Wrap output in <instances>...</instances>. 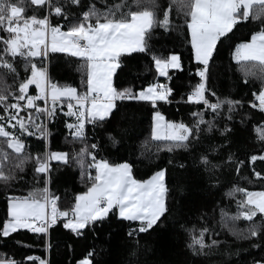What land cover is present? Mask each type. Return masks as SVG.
<instances>
[{"label": "trees", "instance_id": "obj_1", "mask_svg": "<svg viewBox=\"0 0 264 264\" xmlns=\"http://www.w3.org/2000/svg\"><path fill=\"white\" fill-rule=\"evenodd\" d=\"M115 2L82 0L80 7H69L65 2L67 20L49 15L48 10L36 9L26 0L24 7L26 15H49L52 26L67 31L82 19V13L90 4L96 3L103 12ZM156 2L159 5L157 16L162 18V9L171 0ZM143 7H151L150 0H144ZM260 7L254 5L253 13H258ZM133 10L140 9L133 5ZM187 19L178 5L174 6L169 31L157 27L149 41L150 50L122 57L121 67L113 78L114 87L131 88L134 92L153 84H167L173 90L168 102L157 101L153 107L151 101L117 100L110 118L97 124L85 122L83 140L71 137L67 125L73 118L65 115L68 108L63 101L57 102L52 117L34 113V118L38 117L36 123L46 127L47 137L40 139L36 129H32L35 135L22 136L25 154L28 157L69 154L66 164L49 161L51 168L47 174L37 173L32 159L25 160L22 171L15 168V154L0 138V147L12 157L0 170L13 177L7 182L0 180V224L8 218L10 198L42 193L45 187L50 196L59 198V211L74 207L76 196L91 186V181L82 175L88 172L95 175V169L88 167L92 161L86 154L81 167L79 154L84 148L93 152L96 160H105L110 165L127 163L133 178L141 182L165 170L168 188L165 214L153 228L139 232L140 222L119 219L112 211L105 220L83 229L81 235L64 228V218H58L47 236L28 230H19L8 237L0 235V259L14 260L17 264H37L41 260H46L47 264H76L84 259L90 264H264V215H257L253 221L232 219L243 211L239 204L246 199L245 193L237 189L264 192V160L257 159L254 163L251 160L252 156L264 155V140L260 138L264 111L259 109L254 95L263 88L264 69L257 62L235 60L237 46L249 42L264 29V18L250 17L247 22L237 24L213 52L204 81L205 97L212 103L218 99L240 102L233 111L229 112L225 104L218 113L203 104L187 102L188 96L202 82L197 72L204 67L194 60ZM0 35L7 36L6 33ZM171 54L179 55L181 68L169 69V80L158 76L152 56L167 58ZM12 62L17 74L0 69L3 77L0 94L17 93L19 83L30 75L28 61L18 57ZM31 63L46 69L49 80L58 87H74L80 93L86 90L83 58L49 52L46 59L32 58ZM35 88V85L30 86L28 94L38 95L39 90ZM8 103L15 100L10 96ZM35 104L41 108L46 106L44 100H37ZM253 104L257 107H252ZM47 107L51 108V102H47ZM157 111L167 122L193 128L197 117L192 113L201 112L212 126L200 124L187 147L168 151L166 145L171 142L155 141L151 137L152 119ZM29 112L34 110L27 109L21 115L26 117ZM8 130L19 135L18 129ZM92 144L97 147L92 149ZM205 157L207 164L203 163ZM257 172L262 178L256 177ZM252 227L258 230V236L250 235ZM204 229H207L203 238L205 246L201 248L193 240L198 239ZM129 232L134 234L129 236Z\"/></svg>", "mask_w": 264, "mask_h": 264}, {"label": "snow or ice", "instance_id": "obj_2", "mask_svg": "<svg viewBox=\"0 0 264 264\" xmlns=\"http://www.w3.org/2000/svg\"><path fill=\"white\" fill-rule=\"evenodd\" d=\"M26 2L36 9L48 10L49 15L67 20L64 3L66 2L69 7H80L82 0H26ZM143 3L144 0L131 2L116 0L115 3L106 6L103 12L97 8L96 3H92L82 13V19L72 24L67 31H62L60 26L51 25L49 15L42 17L35 14L26 15L25 0L18 2L0 0V33L7 34L0 35V44L3 45L0 48V69L17 74V68L12 61L18 57L30 64V75L19 83L17 93L0 94V138H3L2 143L7 149L15 154V168L22 171L25 160L32 159L36 165L35 171L47 174L51 168L49 161L68 163V153L28 157L22 139L24 135H35L32 129L40 133V139H46V127L36 123L38 117L34 118V113L54 116L57 102H62V98L69 101L65 115L76 118V123L67 125L71 137L76 140L84 139L85 122L97 124L110 118L117 100L151 101L153 107L157 101L168 102L173 90L167 84H153L147 89L134 92L131 88L117 89L114 87L113 78L121 67L122 57L150 50L149 41L157 27L165 32L169 31L173 8L176 5L188 18L186 23L195 60L204 66L197 72L202 82L194 88L187 102L203 104L213 113H218L225 104L229 106L231 112L240 103L219 99L212 103L205 97L204 81L207 68L218 42L232 32L237 24L247 22L250 17L264 18L262 17L264 0H171L168 6L162 9V18L157 16L156 9L159 5L156 0H150L151 7L141 8ZM133 5L140 10H133ZM254 5L261 6L258 13H253ZM49 52H65L84 59L86 90L83 93L70 86L58 87L49 80L46 69L38 68L35 63H31L32 58L46 59ZM235 59L237 62H257L264 69V29L252 36L251 43L237 46ZM152 60L158 75L169 80L171 77L168 70L181 68L180 57L177 54H171L167 58L153 55ZM25 71H29V68L26 67ZM2 78L0 75V79ZM32 85L39 90L36 96L28 94ZM254 95L259 102V109L264 111V89ZM10 96L15 103H8ZM49 99L51 108L47 107ZM37 100H44L46 106L39 107L35 104ZM71 101H75V104ZM252 107L257 105L253 104ZM27 109H33L34 112H29L26 117L22 116L21 113ZM192 115L197 117L194 128L183 123H162L164 117L159 111L155 112L152 139L171 142L166 145L168 151L177 147H187L189 138L194 135V130H199L200 124L209 123V128L212 126L210 122L204 120L203 113L194 112ZM8 129H18L19 135ZM260 138L264 140V129L260 130ZM96 147L95 144L91 145L92 149ZM85 154L92 161L88 167L95 169V175L93 176L91 172L82 175V178L91 181V186L87 192L76 196L74 207L68 211H59L57 208L59 198L50 196L47 187L42 193H32L29 197L10 198L8 218L0 224V235L8 237L21 229L46 233L50 226L57 223L58 218H64V228L81 235L83 229L105 220L114 209H118L119 219L139 221L141 224L139 232H147L153 228L167 211L168 188L165 170H160L150 179L141 182L133 178L128 164L113 166L105 160H96L95 154L88 148L82 149L79 154L81 167L84 166ZM11 159L10 153L0 147V168ZM257 159L264 160V155L251 157L253 163ZM203 163H208L206 157L203 158ZM255 175L262 178L258 172ZM12 178L10 173L6 174L0 170V180L7 182ZM237 191L245 193L246 199L239 204L243 211L232 219L243 218L253 221L258 213L264 215V192H248L245 189ZM206 231L207 229L201 231L199 238L193 240V243L199 244L201 248L205 246L203 238ZM249 233L252 237L260 234L255 227L250 228ZM133 234L129 232V236ZM0 264L17 262L0 259ZM82 264H90V261L85 260Z\"/></svg>", "mask_w": 264, "mask_h": 264}, {"label": "crops", "instance_id": "obj_3", "mask_svg": "<svg viewBox=\"0 0 264 264\" xmlns=\"http://www.w3.org/2000/svg\"><path fill=\"white\" fill-rule=\"evenodd\" d=\"M189 31V30H188ZM256 35V34H255ZM189 37H190V42H191V36H190V31H189ZM252 42V37H251V39H250V41L249 42H247V43H251ZM245 44V43H244ZM193 50V49H192ZM58 53H64V54H68V53H65V52H58ZM68 55H70V54H68ZM193 57H194V60H195V54H194V50H193ZM236 60V59H235ZM196 61V60H195ZM197 62V61H196ZM148 88V87H147ZM147 88H145V89H147ZM262 89H264V85H263V88ZM62 101L64 102V103H66V105L69 103V101H66V100H64L63 98H62ZM49 102H51L50 100H49ZM71 103H73V104H75V101H71ZM155 115V114H154ZM154 115H153V119H152V127H151V137H152V129H153V127H154V123H155V121H154ZM72 118H73V120H72V122H71V124H74V123H76V118L75 117H73V116H71ZM162 123H168L166 120H165V118H164V121H162ZM53 161H55V160H53ZM57 162H60V161H57ZM125 164V163H124ZM88 190V189H87ZM87 190L85 191V192H87ZM84 192V193H85ZM81 194H83V193H81ZM78 195H80V194H78ZM77 195V196H78ZM75 200H76V198H75ZM8 205H9V203H8ZM50 210H51V205L49 204V207H48V211L50 212ZM114 210H116V209H114ZM7 214H8V211H7ZM136 222H139V221H136ZM21 230H27V229H21ZM68 230H70V229H68ZM29 231V230H28ZM71 231V230H70ZM30 232V231H29ZM32 233V232H31ZM3 260V259H2ZM85 260H87V259H84V260H81V261H78L76 264H82V262L83 261H85ZM42 262H43V264H47V262H46V260H41V261H39L37 264H42Z\"/></svg>", "mask_w": 264, "mask_h": 264}, {"label": "rangeland", "instance_id": "obj_4", "mask_svg": "<svg viewBox=\"0 0 264 264\" xmlns=\"http://www.w3.org/2000/svg\"><path fill=\"white\" fill-rule=\"evenodd\" d=\"M79 58H81V57H79ZM157 74H158V73H157ZM158 76H159V75H158ZM35 89H36V88H35ZM63 99H64V98H63ZM49 100H50V99H49ZM49 100H48L47 102H49ZM64 100L68 101L67 99H64ZM45 103H46V102H45ZM126 164H127V163H126ZM157 172H158V171H157ZM155 173H156V172H155ZM155 173H154V174H155ZM154 174H153V175H154ZM150 178H151V177H150ZM150 178H149V179H150ZM147 180H148V179H147ZM256 192H259V191H256ZM113 211H115V212H116V214H117V217H118V214H119V213H118V209H116V210H113ZM257 215H262V214H259V213H258Z\"/></svg>", "mask_w": 264, "mask_h": 264}, {"label": "built area", "instance_id": "obj_5", "mask_svg": "<svg viewBox=\"0 0 264 264\" xmlns=\"http://www.w3.org/2000/svg\"><path fill=\"white\" fill-rule=\"evenodd\" d=\"M55 225H52V226H50L48 229H47V232L46 233H44L45 234V236H47V234H48V230L50 229V228H53ZM31 232V231H30ZM32 233H34V232H32Z\"/></svg>", "mask_w": 264, "mask_h": 264}]
</instances>
